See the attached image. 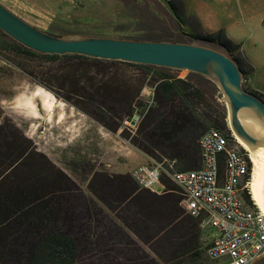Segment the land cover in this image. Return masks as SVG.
<instances>
[{"label": "trees", "instance_id": "1", "mask_svg": "<svg viewBox=\"0 0 264 264\" xmlns=\"http://www.w3.org/2000/svg\"><path fill=\"white\" fill-rule=\"evenodd\" d=\"M0 33L12 39L2 30ZM173 41L189 42L181 36ZM13 47L49 60L75 58L145 68L147 74L152 73L151 101L141 97L144 80L138 81V87L113 78L98 83L86 73L78 76L80 69L72 68V63L56 75V80L60 88L70 87L67 101L76 93L85 104L72 103L78 110L113 133L122 129V138L146 155L174 160L180 170L201 165L198 140L211 123L210 114L202 110L200 103L220 106L215 100L219 87L210 78L196 73L201 80L193 83L188 77L167 72L169 68L80 54H41L15 40ZM26 72L34 81L46 85L34 71ZM82 77H87V85L81 84ZM137 108L146 111L138 128L128 133L124 122L133 117ZM221 109L225 118V108ZM222 125L225 128V122ZM1 130L0 264H179L188 254L199 255V223L184 209L175 210L181 196L175 194L168 178H163L166 192L160 195L140 188L131 173L95 171L85 190L62 172L56 177L41 176L33 166L36 153L25 156L18 137L13 134L9 138ZM147 200L164 208L154 212L147 208ZM164 216L168 217L163 225L156 221Z\"/></svg>", "mask_w": 264, "mask_h": 264}, {"label": "rangeland", "instance_id": "2", "mask_svg": "<svg viewBox=\"0 0 264 264\" xmlns=\"http://www.w3.org/2000/svg\"><path fill=\"white\" fill-rule=\"evenodd\" d=\"M0 1L33 26L57 36H102L136 40L160 37L162 41H173L175 37L181 36L189 41L188 43L220 50L237 61L236 63L241 67L244 90L264 101V96L249 83L250 72L244 67L246 59L243 50H239L238 46L228 41L225 28L211 31L210 26L204 25L201 17L204 11L212 12V16L221 19L220 13H223L225 7L221 0ZM241 20L242 23H246L245 18ZM215 22L219 24L218 20ZM250 34L246 35L248 44ZM71 63L72 68L74 66L80 69L78 76L86 73L88 76H93L98 83L113 78L114 81L124 80L138 87V81L144 80L145 87L142 89L141 97L148 101L153 98V88L150 85L152 83H149L152 73L147 74L145 68L123 62L97 63L75 58L72 60L38 58L14 48L13 40L0 33L1 134H6L8 137L15 134L25 147V156L28 153H36L34 156L37 159L34 160L33 166L35 170L39 169L41 176L56 177L58 172H62L86 190L95 171L109 174L126 173H118L113 167H104L101 154L94 152L91 155V146H88V141L85 140V128L72 125L79 112L84 114L72 103L78 101L81 106L85 104L76 93H72L71 101H67L65 96L70 87L60 88V83L56 80V75L62 74L63 68ZM29 70L34 71L46 85L34 81L26 72ZM167 72L180 78L188 77L193 83L201 80L198 74L188 70L168 69ZM86 78L82 77V85L88 84ZM215 100L219 107L203 103H200V106L210 114V128L220 126L221 130L229 131L231 128L228 104L220 87ZM112 103L114 104V101ZM221 107L225 108V118ZM144 111H146L144 108H137L134 113L139 114L142 120ZM223 122L226 124L225 128ZM139 123L140 121L136 124L129 119L125 120L126 132L133 133ZM121 132L122 129L118 131L120 137H122ZM6 154L10 155L8 151ZM169 185L179 196L176 186L170 182ZM155 188L157 191L162 189L160 185ZM157 194L163 195V193ZM147 208L158 212L164 206L147 200ZM175 210L183 212L181 203L176 205ZM167 217H161L156 221L163 225ZM144 247L150 252L148 245L144 244ZM179 264H209V262L204 251L201 250L197 256L186 255Z\"/></svg>", "mask_w": 264, "mask_h": 264}, {"label": "built area", "instance_id": "3", "mask_svg": "<svg viewBox=\"0 0 264 264\" xmlns=\"http://www.w3.org/2000/svg\"><path fill=\"white\" fill-rule=\"evenodd\" d=\"M140 118L134 114L131 122ZM198 141V168L180 170L174 160L147 155L131 175L140 188L156 193L166 192L164 177L177 187L185 213L199 223L209 264H252L264 255V211L253 196L250 152L232 130L210 128Z\"/></svg>", "mask_w": 264, "mask_h": 264}, {"label": "water", "instance_id": "4", "mask_svg": "<svg viewBox=\"0 0 264 264\" xmlns=\"http://www.w3.org/2000/svg\"><path fill=\"white\" fill-rule=\"evenodd\" d=\"M0 30L41 54H80L201 74L222 89L228 104L231 130L252 146L264 143V139L252 135L240 119V112L245 110L264 124V101L244 90L239 65L220 50L187 42L57 36L33 26L1 1ZM252 264H264V255Z\"/></svg>", "mask_w": 264, "mask_h": 264}, {"label": "crops", "instance_id": "5", "mask_svg": "<svg viewBox=\"0 0 264 264\" xmlns=\"http://www.w3.org/2000/svg\"><path fill=\"white\" fill-rule=\"evenodd\" d=\"M221 1L222 5L225 4L223 13H220L221 19L212 16V12L204 11L201 13L204 25L210 26L211 31L225 28L228 41L243 50L246 59L244 67L250 72V85L264 96V10L258 8H264V0ZM242 18L246 23H242ZM248 33H251L249 44ZM78 114L80 116L72 125L85 128V140L91 146V155L94 152L101 154L104 167H113L118 173H131L136 167L147 163V155L120 137L118 132L113 133L87 115Z\"/></svg>", "mask_w": 264, "mask_h": 264}, {"label": "bare ground", "instance_id": "6", "mask_svg": "<svg viewBox=\"0 0 264 264\" xmlns=\"http://www.w3.org/2000/svg\"><path fill=\"white\" fill-rule=\"evenodd\" d=\"M244 127L254 136L264 139V124L254 118L248 111L240 112ZM236 135V134H235ZM238 142L250 152L253 162V196L264 211V143L252 146L236 135ZM246 149V152L248 150Z\"/></svg>", "mask_w": 264, "mask_h": 264}]
</instances>
